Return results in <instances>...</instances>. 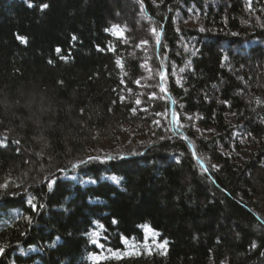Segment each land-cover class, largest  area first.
<instances>
[{
  "label": "trees",
  "instance_id": "trees-1",
  "mask_svg": "<svg viewBox=\"0 0 264 264\" xmlns=\"http://www.w3.org/2000/svg\"><path fill=\"white\" fill-rule=\"evenodd\" d=\"M0 247L264 264V0H0Z\"/></svg>",
  "mask_w": 264,
  "mask_h": 264
},
{
  "label": "rangeland",
  "instance_id": "rangeland-1",
  "mask_svg": "<svg viewBox=\"0 0 264 264\" xmlns=\"http://www.w3.org/2000/svg\"><path fill=\"white\" fill-rule=\"evenodd\" d=\"M143 21V20H142ZM140 22V19L139 21ZM146 66V64H144ZM148 69L150 68L149 64L146 66ZM149 79V78H148ZM227 120L230 122L231 125L235 124V120L233 118L232 115H227ZM130 131L133 132V130H131V128H126ZM130 136H116L114 141H106L104 142L101 147H100V151L102 154H110L115 152L121 151V147H124L126 145H128V143L131 142V140H133V138H135V136H133V133H130ZM140 142V141H138ZM247 152V151H246ZM243 156H246L247 154H245V150H243L242 153Z\"/></svg>",
  "mask_w": 264,
  "mask_h": 264
},
{
  "label": "snow or ice",
  "instance_id": "snow-or-ice-1",
  "mask_svg": "<svg viewBox=\"0 0 264 264\" xmlns=\"http://www.w3.org/2000/svg\"><path fill=\"white\" fill-rule=\"evenodd\" d=\"M29 6H32V5L30 4ZM47 7H48L47 4H43V5H41V8H42V9H43V8H47ZM114 27H117V26H114ZM73 39H75V37H73ZM57 51H59V49H58ZM161 79H162V80L164 79V74H163V73L161 74ZM161 91H165V89H164V88H161ZM17 143H19V142L17 141ZM88 159H89V160H92V159H96V158L89 157ZM80 163L83 164V163H85V161L81 160ZM72 167L75 168V167H77V165H76V164H73ZM113 179H116V178L114 177ZM53 183H54V181L49 180V184H48V186H49L50 189H51V187L53 186ZM33 207H35V205H34ZM115 222H116V221H113V223H115ZM101 227H102V226H101ZM144 227H145V233H146L145 239L148 238V234H149V233H151L152 236L159 235V233H157V232H155L154 230H152L149 226H144ZM94 235H98V233H94ZM92 242L95 243V244H98V242H97L96 240H93ZM166 244H167V241H164V242L158 244L157 246L160 247L161 249H164ZM98 246H99V247H103V245H100V244H98ZM252 246L255 247V244H253ZM3 251H4V249H3L2 247H0V253H3ZM150 252H151V250H149V254H150ZM126 254H127V253H126ZM95 264H99V261L96 260V261H95Z\"/></svg>",
  "mask_w": 264,
  "mask_h": 264
},
{
  "label": "water",
  "instance_id": "water-1",
  "mask_svg": "<svg viewBox=\"0 0 264 264\" xmlns=\"http://www.w3.org/2000/svg\"><path fill=\"white\" fill-rule=\"evenodd\" d=\"M203 166V165H202ZM204 167V166H203Z\"/></svg>",
  "mask_w": 264,
  "mask_h": 264
}]
</instances>
